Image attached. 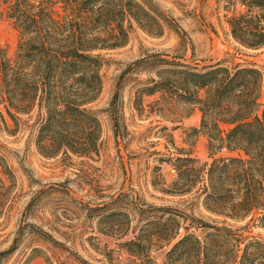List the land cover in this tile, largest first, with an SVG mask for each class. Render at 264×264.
Returning a JSON list of instances; mask_svg holds the SVG:
<instances>
[{"label": "trees", "instance_id": "trees-1", "mask_svg": "<svg viewBox=\"0 0 264 264\" xmlns=\"http://www.w3.org/2000/svg\"><path fill=\"white\" fill-rule=\"evenodd\" d=\"M226 1L227 9L234 10L227 19L234 40L248 49L262 47L264 0ZM2 2L6 18L18 31V42L13 56L0 50V103L4 108L0 125L8 127L7 118L15 126L11 131L27 124L45 156L98 154L102 126L90 105L103 88L104 56L99 51L125 45L135 25L160 36L166 25H174V18L152 0ZM141 67L157 69L155 76L136 89V108L140 110L144 96L156 93L162 94L170 109L177 105L198 108L200 126L191 135L207 137L211 159L203 161L183 149L176 156L161 158L176 171L175 180L161 190L190 195L193 204L218 218L205 220L175 206L137 201L121 193L96 207L102 211L100 231L133 234L122 244L134 256L130 264H264V239L244 234L251 226L264 228L262 71L253 64L224 63L198 69L159 53L140 58L122 72L112 99L118 139L124 137L125 128L117 108L122 81ZM224 149L241 150L244 157H217ZM0 166L11 173L1 154ZM124 196L127 200L122 204ZM135 219L137 224H133ZM241 222L245 224L235 227ZM166 247L165 258L158 263L151 253Z\"/></svg>", "mask_w": 264, "mask_h": 264}, {"label": "rangeland", "instance_id": "rangeland-1", "mask_svg": "<svg viewBox=\"0 0 264 264\" xmlns=\"http://www.w3.org/2000/svg\"><path fill=\"white\" fill-rule=\"evenodd\" d=\"M2 1L0 50L13 56L18 31L6 18V4ZM152 1L174 18V25H166L160 36L135 25L125 45L99 51L104 56L103 88L90 105L102 126L98 154L45 156L37 149L35 136L27 124L21 123L11 131L15 126L7 118L8 127L0 125V154L11 171L7 174L0 166V252L6 251L0 254V264H130L134 256L122 244L133 234L102 233L104 223L99 222L102 211L96 209L121 193L137 201L175 206L205 220L218 218L193 204L190 195L161 190L176 178L174 166L161 158L176 156L183 149L203 161L211 160L207 137L191 135L192 129L200 126V110L186 105L170 109L160 93L144 96L138 110L134 102L136 89L155 76L157 69L141 67L122 81L117 108L125 128L124 137L118 139L114 133L112 99L120 75L130 64L159 53L198 69L216 63L253 64L263 74L259 97L263 103L264 44L258 49H248L234 40L227 23L234 10L227 9L226 0ZM58 7L55 6L61 12ZM3 109L0 103V111ZM216 156L244 157V154L241 150L224 149ZM126 200L124 196L122 204ZM137 223L135 219L133 224ZM244 224L237 223L235 227ZM244 234L264 239V228L251 226ZM167 249H157L151 254L161 263Z\"/></svg>", "mask_w": 264, "mask_h": 264}]
</instances>
